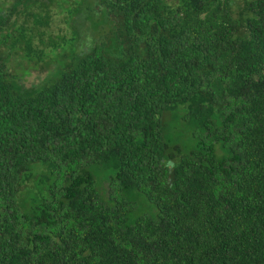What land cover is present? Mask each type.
<instances>
[{
	"label": "trees",
	"instance_id": "trees-1",
	"mask_svg": "<svg viewBox=\"0 0 264 264\" xmlns=\"http://www.w3.org/2000/svg\"><path fill=\"white\" fill-rule=\"evenodd\" d=\"M0 264H264V0H0Z\"/></svg>",
	"mask_w": 264,
	"mask_h": 264
},
{
	"label": "rangeland",
	"instance_id": "rangeland-1",
	"mask_svg": "<svg viewBox=\"0 0 264 264\" xmlns=\"http://www.w3.org/2000/svg\"><path fill=\"white\" fill-rule=\"evenodd\" d=\"M55 21L52 24L51 29L49 30V33L53 36H60L64 33L66 30L65 24L62 21V16L57 15L54 19ZM44 78L43 74H40L39 71L30 70V74L26 75V81L27 85L34 84L40 82Z\"/></svg>",
	"mask_w": 264,
	"mask_h": 264
}]
</instances>
